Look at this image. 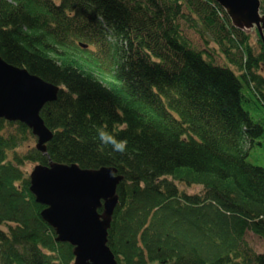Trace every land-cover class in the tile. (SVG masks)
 I'll return each mask as SVG.
<instances>
[{"label":"trees","instance_id":"trees-1","mask_svg":"<svg viewBox=\"0 0 264 264\" xmlns=\"http://www.w3.org/2000/svg\"><path fill=\"white\" fill-rule=\"evenodd\" d=\"M180 20L210 33L238 74L194 49ZM79 40L103 77L51 56ZM258 42L255 56L214 0H0V57L60 88L40 111L53 133L45 154L20 151L31 130L0 119V264H73L22 169L49 161L123 177L107 230L120 264H264L245 238L264 240V165L247 161L264 147V118L244 108L264 111Z\"/></svg>","mask_w":264,"mask_h":264},{"label":"water","instance_id":"water-1","mask_svg":"<svg viewBox=\"0 0 264 264\" xmlns=\"http://www.w3.org/2000/svg\"><path fill=\"white\" fill-rule=\"evenodd\" d=\"M214 1L234 27L264 29L260 0ZM59 91L58 86L0 57V119L25 124L36 137L35 148L42 154L53 133L40 111L45 104L57 100ZM122 179L114 167L84 169L52 161L36 164L29 173V190L44 206L40 215L54 229L57 242L73 247V264H120L107 245V230Z\"/></svg>","mask_w":264,"mask_h":264},{"label":"rangeland","instance_id":"rangeland-1","mask_svg":"<svg viewBox=\"0 0 264 264\" xmlns=\"http://www.w3.org/2000/svg\"><path fill=\"white\" fill-rule=\"evenodd\" d=\"M227 15V14H226ZM229 18V17H228ZM230 20V19H229ZM231 22V21H230ZM180 27L183 35L189 40L191 46L194 49L201 51L205 56L209 57L215 64L221 66L230 67L235 73L238 74L235 66L232 62H230L227 57L222 53L220 46L215 42L214 37L211 36L208 32H202V35L195 31L193 28L188 27V25L180 20ZM245 35L248 36V42L251 46L252 52L255 56H257L260 52V43L258 42V37L254 28L250 29H241ZM85 45H67L63 47H59V53H53L51 56L58 58L60 61L64 62H73L74 66L78 69L95 73L103 77L102 75L105 73L104 71H100V65L97 66L96 62L91 54V51L94 50L95 46L91 43H86L84 41L79 40ZM238 53V52H237ZM240 58L239 55L232 56V60H238ZM257 73L264 78V64H260L257 70ZM105 79V78H104ZM255 105L252 103L244 104V108L249 111L250 115L254 120H259L264 118V111L260 108H255ZM264 142V141H263ZM36 138L32 137L28 139L26 143L20 148V151L30 150L31 148H35ZM247 161L252 164H261L264 165V147L255 146L247 156ZM36 164L34 163H25L22 166V169L29 174L33 167ZM178 186L181 190L189 193V194H202L204 192V187L199 185L188 186L184 183H178ZM246 240L248 244L253 248L256 252H264V240L260 239L256 235L251 232L246 234ZM149 264H158L157 262L149 263Z\"/></svg>","mask_w":264,"mask_h":264},{"label":"clouds","instance_id":"clouds-1","mask_svg":"<svg viewBox=\"0 0 264 264\" xmlns=\"http://www.w3.org/2000/svg\"><path fill=\"white\" fill-rule=\"evenodd\" d=\"M99 140L101 144H110L112 148L117 152L124 153L127 150L126 140L118 139L116 136L105 130L99 131Z\"/></svg>","mask_w":264,"mask_h":264},{"label":"flooded vegetation","instance_id":"flooded-vegetation-1","mask_svg":"<svg viewBox=\"0 0 264 264\" xmlns=\"http://www.w3.org/2000/svg\"><path fill=\"white\" fill-rule=\"evenodd\" d=\"M259 14L261 16H264V0H260V5H259ZM254 31L256 32L257 37L261 40L262 42V37H264V29L261 31H258L256 27H254Z\"/></svg>","mask_w":264,"mask_h":264}]
</instances>
